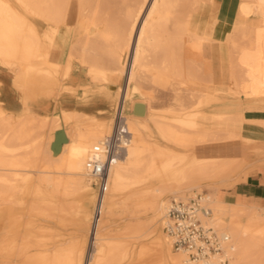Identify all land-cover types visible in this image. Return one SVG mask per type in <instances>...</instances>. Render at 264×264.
Masks as SVG:
<instances>
[{
	"label": "bare ground",
	"instance_id": "6f19581e",
	"mask_svg": "<svg viewBox=\"0 0 264 264\" xmlns=\"http://www.w3.org/2000/svg\"><path fill=\"white\" fill-rule=\"evenodd\" d=\"M222 2L0 0V72L22 92L0 101V264H200L158 221L205 188L230 264H264V207L220 199L264 167V0ZM118 118L127 149L97 203L85 162ZM38 220L53 226L22 234ZM56 224L85 235L65 244Z\"/></svg>",
	"mask_w": 264,
	"mask_h": 264
},
{
	"label": "built area",
	"instance_id": "2783aa9c",
	"mask_svg": "<svg viewBox=\"0 0 264 264\" xmlns=\"http://www.w3.org/2000/svg\"><path fill=\"white\" fill-rule=\"evenodd\" d=\"M112 131L91 146L85 162L86 175L97 186V203L107 192L111 165L124 157L129 134L121 119L115 120ZM205 192L186 201L171 200L164 220L163 231L171 241L172 249L183 253L189 261L200 264H230V238L208 223L211 211L205 204Z\"/></svg>",
	"mask_w": 264,
	"mask_h": 264
},
{
	"label": "crops",
	"instance_id": "0c3cea01",
	"mask_svg": "<svg viewBox=\"0 0 264 264\" xmlns=\"http://www.w3.org/2000/svg\"><path fill=\"white\" fill-rule=\"evenodd\" d=\"M225 1L226 0H223L222 3L225 4ZM229 1L231 2L232 0ZM0 78L4 79L5 84L8 85L14 77L12 73L4 70L0 72ZM21 93L20 89H14L11 85L8 87H1L0 101L4 102L5 109L9 108L13 110L14 107L19 106L22 97ZM222 195L223 199L227 202H236L238 198L243 197L249 202L264 207V168L248 173L244 180L237 182V184L233 185L231 188L223 191Z\"/></svg>",
	"mask_w": 264,
	"mask_h": 264
},
{
	"label": "rangeland",
	"instance_id": "374dc122",
	"mask_svg": "<svg viewBox=\"0 0 264 264\" xmlns=\"http://www.w3.org/2000/svg\"><path fill=\"white\" fill-rule=\"evenodd\" d=\"M112 1H114V3L112 2ZM238 0H233V2L234 3H236ZM111 3V4H110ZM119 3H120V0H108V4H110V5H112V7H118L119 6ZM149 83V85L147 84V82H146V84L145 83H143L142 85H143V88H144V90L145 91H150L149 89H151V88H149V86L151 87H153V85L150 83V82H148ZM151 84V85H150ZM146 87V88H145ZM153 89H154V87H153ZM153 89H151V92L154 94L156 91H160V93L159 92H156L155 94L156 95H154V96H156V97H154V98H157V99H154L153 101H156V103L154 104V103H152L151 102V105L152 104H154L153 105V107H156L157 109L159 108V110H164L165 109V107H167V106H169L172 102H170L171 100L170 99H172V93L171 92H168L167 90H160V89H158V90H156L155 89V92H153L154 90ZM162 92H165V93H162ZM166 92H167V94H166ZM159 93V94H158ZM171 93V94H170ZM164 94H166V95H164ZM168 95V96H167ZM158 96H159V98H158ZM166 96H167V98H166ZM184 96V95H183ZM169 97H171V98H169ZM184 98V103H185V105H187V103H188V108H186L187 110L188 109H191L192 108V105L194 104V100H193V104L191 105V106H189L190 105V102L189 101H191V99L189 98V97H187L186 95L183 97ZM185 98H188V102H187V99L185 100ZM168 99H169V102H167L168 101ZM190 99V100H189ZM169 103V104H168ZM191 103H192V101H191ZM262 103H264V102H262L261 100H257L256 102H253L252 103V105H255V106H257V105H259V104H262ZM264 168V167H263ZM263 168H255V169H252V170H249L248 172H247V174L248 173H250V172H253V171H255V170H259V169H263ZM241 180H244V179H242V178H240V179H238V181L237 182H240ZM237 182H235V184H237ZM234 184V185H235ZM223 188L221 189V194H220V199L221 200H223V195H222V192L223 191H226L227 189H229V188H231L232 186H222ZM203 192H209V190L207 189L206 190V188L204 189V191ZM173 198L172 197H170V199H169V202L172 200ZM261 212H264V211H261ZM93 217H94V214H93V216L91 217V216H88L87 218H86V220H85V222L86 223H89V221L91 222L92 220H93ZM32 219L34 218V217H31ZM25 219H26V217H25ZM162 220H163V218H162ZM159 222V228L161 229V232L163 231V225L161 224V222H160V220L158 221ZM112 223H113V225H111V227L110 228H108V229H106V231L108 232V233H110L111 234V236H121V234L120 233H118V232H116L117 230H119V229H121L122 227H123V225H124V223L121 221V219H120V216H118L117 218H115V220H113L112 221ZM116 223V224H115ZM118 223V224H117ZM53 226V224H51V222L49 221H35V222H33L32 223V226H28L27 228H24L23 227V229H22V234H25L26 233V235H37L38 234V232H39V229H40V227H42V226ZM55 228L56 227H59V228H61L62 229V232H64V233H66V236L63 238L64 240H63V242L66 244V243H68L70 240H71V236L72 237H75V236H77L78 237V239H82V237H84V235H85V229H83V230H79V229H77V227H76V225H74V224H72V225H69V226H67V227H62L61 225H57L56 224V226H54ZM105 231V232H106ZM68 234H70V236L68 235ZM79 234V235H78ZM163 235H164V231H163V233H162ZM128 247L130 246L129 244L127 245ZM174 251V250H173Z\"/></svg>",
	"mask_w": 264,
	"mask_h": 264
}]
</instances>
